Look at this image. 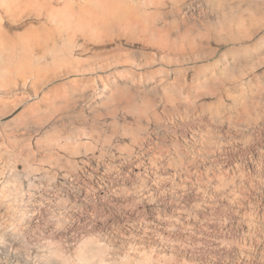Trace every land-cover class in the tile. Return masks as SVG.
Wrapping results in <instances>:
<instances>
[{
	"label": "rangeland",
	"instance_id": "obj_1",
	"mask_svg": "<svg viewBox=\"0 0 264 264\" xmlns=\"http://www.w3.org/2000/svg\"><path fill=\"white\" fill-rule=\"evenodd\" d=\"M263 6L243 56L232 42L149 74L150 95L179 98L148 120L65 134L100 140L81 150L32 141L25 166L5 154L0 264H264Z\"/></svg>",
	"mask_w": 264,
	"mask_h": 264
},
{
	"label": "bare ground",
	"instance_id": "obj_2",
	"mask_svg": "<svg viewBox=\"0 0 264 264\" xmlns=\"http://www.w3.org/2000/svg\"><path fill=\"white\" fill-rule=\"evenodd\" d=\"M261 2L0 0V162L12 151L9 165L34 163L23 153L32 141L51 151L90 148L96 138L65 134L87 128L102 135V120H148L154 100L179 98L165 88L150 95L160 82L149 85L148 75L232 42L243 56L246 40L261 33Z\"/></svg>",
	"mask_w": 264,
	"mask_h": 264
}]
</instances>
